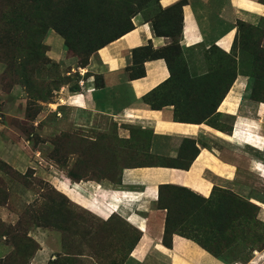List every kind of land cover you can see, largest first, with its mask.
Masks as SVG:
<instances>
[{"label": "rangeland", "instance_id": "obj_1", "mask_svg": "<svg viewBox=\"0 0 264 264\" xmlns=\"http://www.w3.org/2000/svg\"><path fill=\"white\" fill-rule=\"evenodd\" d=\"M259 2L264 5V0ZM142 21L172 40L164 50L135 53L138 59L165 56L172 68L169 83L145 99L149 107L173 104L178 119L202 121L238 77L248 79L254 101H264V16L237 23L232 54L215 46L195 52L192 57L201 56L202 65L197 64L192 76L178 47L180 10L163 11L157 0H0V259L15 251L14 244H29L24 239L28 235L40 249L42 244L50 250V262L68 264L63 248L67 233L35 225L37 211L49 204L65 205L75 220L80 216L86 221L73 240L81 241L85 231H91L90 241L81 242L76 251L84 255L74 264L124 263L139 229L106 207L98 185L115 187L124 168L164 162L149 153V127L108 115L82 125L62 94L65 88L81 91L94 75L91 63L95 70L101 66L99 48ZM202 68H208L209 75L196 76L204 73ZM95 77V85L101 86L102 77ZM215 118L230 129L231 118ZM49 175L85 185L91 208L98 210L103 203L112 221L66 203L54 191L63 193L45 179ZM71 175L80 179L74 181ZM163 199L157 206L170 207L184 235L216 252L223 263L264 264V223L257 221V210L247 200L217 191L206 202L177 188L164 189ZM111 207L119 212L124 208ZM7 213L16 215L15 223L3 221ZM59 219L54 212L49 215L50 221ZM20 221L24 226H18ZM260 253L262 263H251Z\"/></svg>", "mask_w": 264, "mask_h": 264}, {"label": "crops", "instance_id": "obj_2", "mask_svg": "<svg viewBox=\"0 0 264 264\" xmlns=\"http://www.w3.org/2000/svg\"><path fill=\"white\" fill-rule=\"evenodd\" d=\"M180 1L183 0H160V5L166 10ZM185 1L180 45L192 76L197 64L202 65L201 56L192 57L195 52L215 46L227 55L232 54L237 23L264 16V5L259 0ZM171 44V38L157 35L151 23L139 22L133 31L98 51L101 66L95 70V64L91 63L94 75L80 86L81 91L71 92L67 87L62 95L66 107L79 117L82 125L96 116L108 115L133 119L149 127L152 131L149 153L164 162L123 169L121 185L115 187L97 184L108 202L106 207L116 214L122 213L142 232L141 240L124 264H225L193 240L177 234L172 237V248L163 244L167 210L157 206L160 186L185 188L204 198L217 191L233 194L258 207V219L264 223V101H254L248 79L238 77L215 112L204 121L176 120L177 109L173 104L157 109L149 107L145 99L169 83L172 72L167 61L158 58L145 61L144 77H129L134 67L133 50L150 46L161 51ZM202 69L204 73L196 76L209 75L208 68ZM96 75L102 77L101 86L95 85ZM218 115L231 118L229 130L216 120ZM45 179L73 203L94 211L85 185L53 175ZM111 205H117L118 210L124 208L119 212ZM106 207L101 203L93 213H101V219L103 215L110 217L105 214ZM1 217L7 223L18 219L11 213ZM47 249L41 244L31 264H48L53 255ZM260 255L251 263H262Z\"/></svg>", "mask_w": 264, "mask_h": 264}, {"label": "trees", "instance_id": "obj_3", "mask_svg": "<svg viewBox=\"0 0 264 264\" xmlns=\"http://www.w3.org/2000/svg\"><path fill=\"white\" fill-rule=\"evenodd\" d=\"M157 1L160 4V0H157ZM185 2L186 1L183 0V1H180L179 3H177L176 5H174L171 8H168L166 10L163 9V11H168V10L170 11L172 9H179L180 10V14H181V28H180V32H179L180 38H181L182 21H183L182 9H183V7L185 5ZM134 29H135V26H132L131 28H129L128 30H126L124 33H122L121 35H119L117 38L111 40L108 43V45L110 43L118 40L123 35H125V34L131 32V31H133ZM153 30L155 31V33L157 35H160V36L163 35V36L170 37V35H168V33L167 34L159 33L158 28L155 27V26H154V29ZM106 46L107 45L101 46L99 48V50L102 49V48H104V47H106ZM178 47H180V44H178ZM149 48H151V47L150 46H147V47H144V48H138V49L133 50V54H134V63H133L134 64V67H133V72L135 70H137V71L140 70L141 72H140V74L138 76H135V77H132V78H135L136 79V78H142V77L145 76L146 72H145V68H144V63H145V61L150 60V59L164 58L167 61L168 65H169V68L171 69V72H172L171 65H170L168 59L165 56H154V57H152V56H148L147 55L146 57H144L142 59H138L135 56L136 55L135 53L142 52V51H148ZM155 52H158V51H155ZM161 87H159L158 89L154 90L151 94L156 93V91H158ZM78 91H79V88L78 89L73 88L71 90V92H78ZM226 93L224 94L223 98L225 97ZM153 109H157V108H153ZM215 110L212 113H214ZM176 111H175V119L176 120H180V119H178L179 112H178V110H176ZM204 120H202V121H204ZM191 122H198V121H191ZM129 168H137V167H129ZM70 178L73 179L74 181H76V179H80L79 176H76V175H71ZM115 183L117 185H121V180H119V182H115ZM176 188L178 190H181V191H185L187 193H190V194H192V195H194V196L198 197L199 199H202L203 201H206V202L209 201L210 199H212L213 196H214V193H213L211 195V197L204 198L202 196H199L197 194H194L193 192H191V191H189L188 189H185V188H180V187L170 186V185H163V186H160V197H159L160 203L162 204V202L164 201V199H163L164 189H176ZM54 192L58 196H60L61 198H63V200L66 203H68L71 206H74V207H76V208L79 209V206H76L77 204L75 205V203L71 202V200L67 196H65L64 194H61L58 191H54ZM225 193H227V192H225ZM228 194H230V193H228ZM231 195H233V194H231ZM233 196H235V195H233ZM235 197H237V196H235ZM249 204L253 208H255L257 210L256 219H257V221L261 222L258 219V211H259L258 210V207H256L255 205H253L251 203H249ZM160 208L161 209H165L168 212V215H167V218H166V222H165V234H164V238H163V244L167 248H172V241H173L172 240V237L175 234L193 240L192 238L184 235L185 232L182 229H180L181 225L178 224L179 222L177 223V222L173 221L172 212H171V209H170L169 206L163 204ZM50 210H52L51 213L54 212V214L57 215V216H59L60 219L59 220H56V221H50L49 220V215L51 214L50 213ZM73 215L71 216L69 209L65 205H61V206H58V207L57 206H52L51 207L49 204H44L39 209V211H37V216L35 217V220H36L35 225H37V227H45V228L46 227L47 228L51 227L53 229H60L64 233H67L68 236L65 237V240H64V243H63V248L65 250V253H64L65 259L64 260L67 261L68 264H74V262L77 261V259H78L79 256L84 255V254H81V253H76V251L79 249V247L81 245V242H83V241L89 242L90 241L88 239V237L91 234V231H85V233L83 234V237H82L81 241L73 240V239H75V237L78 236V234H76V232H78L80 230L81 224L86 222L80 216H75V218L77 219V220H75L74 217H73ZM112 219H113V216H111L108 219L107 223L111 222ZM18 226H24V224L22 223V221L19 222ZM136 232L138 233V236H137V238L134 241L131 242L132 243L130 245L131 249H130L129 253L127 254V257H125L124 263L127 261V259L129 258L131 252L133 251V249L137 246V244L141 240L142 232L140 230H136ZM24 239L27 240L29 242V244L23 245V246H20L18 244H14V250L15 251L13 253H11L8 257L1 258L0 259V261H1L0 264H30L29 263L30 260L35 256L36 252L40 250V247L37 245V243L33 239L29 238L28 235L27 236H24ZM193 241L196 242L198 245H200L203 249H205L206 251H208L209 253H211L218 260H221L220 256L218 254H216V252H214L213 250H211L210 248H208L206 246H203L197 240H193ZM35 245H36V247H35ZM55 261H52L49 264H56L57 262H55ZM113 264H116V263H113Z\"/></svg>", "mask_w": 264, "mask_h": 264}, {"label": "bare ground", "instance_id": "obj_4", "mask_svg": "<svg viewBox=\"0 0 264 264\" xmlns=\"http://www.w3.org/2000/svg\"><path fill=\"white\" fill-rule=\"evenodd\" d=\"M98 197V196H97ZM109 208V207H108Z\"/></svg>", "mask_w": 264, "mask_h": 264}]
</instances>
